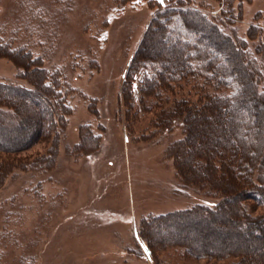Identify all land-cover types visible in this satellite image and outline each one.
Returning a JSON list of instances; mask_svg holds the SVG:
<instances>
[{"label": "rangeland", "instance_id": "rangeland-1", "mask_svg": "<svg viewBox=\"0 0 264 264\" xmlns=\"http://www.w3.org/2000/svg\"><path fill=\"white\" fill-rule=\"evenodd\" d=\"M189 1L209 15L225 2ZM240 4L234 2L237 18L224 30L233 27L246 38L249 26L261 22L255 18L264 14V0ZM154 13L147 0H0V44L41 56L45 67L65 73L69 85V113L57 140L51 137L0 159L2 165L4 158L18 160L0 176V264L235 262L193 259L174 248L151 257L139 235L151 215L218 200L182 183L167 155L169 145L183 137L182 125L159 130L151 98L142 95L143 72L132 84L126 79ZM257 57L264 88V55ZM20 70L0 56V82L28 84ZM0 123L15 125L18 133L29 129L20 121ZM86 130L96 146L83 144ZM38 156L53 161L40 170L22 169L20 159ZM183 230L178 236L197 244L216 236Z\"/></svg>", "mask_w": 264, "mask_h": 264}, {"label": "trees", "instance_id": "trees-1", "mask_svg": "<svg viewBox=\"0 0 264 264\" xmlns=\"http://www.w3.org/2000/svg\"><path fill=\"white\" fill-rule=\"evenodd\" d=\"M147 1L155 13L126 79L132 84L143 72L142 95L151 98L159 130L182 125L183 137L167 149L182 183L218 200L145 218L139 229L145 252L153 257L174 248L193 259L264 264V88L257 57L264 55V14L256 16L261 22L250 25L244 38L233 27L224 30L237 18L234 2L239 8L243 0H225L216 15L189 0ZM0 56L19 66L28 83L0 82V121L29 125L18 133L15 125L0 123L1 159L51 137L57 140L69 113V85L61 69L45 67L41 56L24 47L0 44ZM83 144L94 147L97 139L86 130ZM39 157L19 163L28 171L53 161ZM15 160L3 159L0 176ZM185 227L190 234L215 233V239L188 241L178 236Z\"/></svg>", "mask_w": 264, "mask_h": 264}, {"label": "snow or ice", "instance_id": "snow-or-ice-1", "mask_svg": "<svg viewBox=\"0 0 264 264\" xmlns=\"http://www.w3.org/2000/svg\"><path fill=\"white\" fill-rule=\"evenodd\" d=\"M161 3H163V0H160Z\"/></svg>", "mask_w": 264, "mask_h": 264}]
</instances>
